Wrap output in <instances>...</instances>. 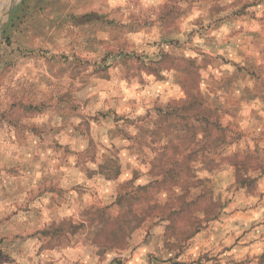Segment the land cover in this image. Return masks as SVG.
<instances>
[{"label":"rangeland","instance_id":"obj_1","mask_svg":"<svg viewBox=\"0 0 264 264\" xmlns=\"http://www.w3.org/2000/svg\"><path fill=\"white\" fill-rule=\"evenodd\" d=\"M159 121L207 156L110 248L97 211L154 179ZM0 264H264V0H0Z\"/></svg>","mask_w":264,"mask_h":264},{"label":"trees","instance_id":"obj_2","mask_svg":"<svg viewBox=\"0 0 264 264\" xmlns=\"http://www.w3.org/2000/svg\"><path fill=\"white\" fill-rule=\"evenodd\" d=\"M186 98L183 101V106H185L180 111L185 114H189L195 117H203L206 113L208 108H206L200 98L197 96V93H194L192 90H186ZM173 113V112H172ZM211 116L207 117L206 121L201 123L206 124L207 121L210 119ZM197 121V120H196ZM198 122V121H197ZM161 129V122L155 123L154 129L149 132V143L150 144H157L161 142V139L166 140V144L162 147H158V149L154 150L156 154L152 159L150 165L151 169L148 171V175L152 177L151 180L147 185L144 186H137L135 187V192L133 191H125L123 194L119 196L117 199L125 198L124 202L117 203L120 213L115 217L109 216L105 210H98L97 211V219L94 222V228L97 231H102L107 228V226H112L111 232L109 236H101L100 243H107L110 248H122L128 239V234L135 229L139 222L146 216V212L148 209H151L152 206L145 203L141 206L138 212L133 210V202L138 197L135 193L136 191H142V193L147 194V191L151 186L154 188L160 187L163 184H170V187L177 186L183 180L181 176L187 173V169L182 164L183 161H188L189 159L192 161L198 160V156L206 157L207 154H193L190 155H183L179 152H175L174 149H177L176 142L180 141L179 136L173 132V129L170 131H166L165 136L162 137L161 133H163ZM203 134L201 140H206L207 135L205 134L204 130H200ZM104 162V169L105 175L108 179H116L121 174V164L118 161L117 157H107ZM161 163V165H160ZM188 173H191L189 170ZM186 180H189L187 178ZM126 183L132 184V181H126ZM181 190L183 193H188V184L183 183L181 184ZM145 201V196L142 194ZM139 196V197H142ZM122 197V198H121Z\"/></svg>","mask_w":264,"mask_h":264}]
</instances>
